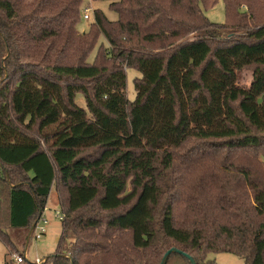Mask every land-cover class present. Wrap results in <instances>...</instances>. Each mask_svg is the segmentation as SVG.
Masks as SVG:
<instances>
[{
    "label": "trees",
    "instance_id": "trees-1",
    "mask_svg": "<svg viewBox=\"0 0 264 264\" xmlns=\"http://www.w3.org/2000/svg\"><path fill=\"white\" fill-rule=\"evenodd\" d=\"M91 1L0 0V243L57 183L43 264H264V0Z\"/></svg>",
    "mask_w": 264,
    "mask_h": 264
},
{
    "label": "rangeland",
    "instance_id": "rangeland-1",
    "mask_svg": "<svg viewBox=\"0 0 264 264\" xmlns=\"http://www.w3.org/2000/svg\"><path fill=\"white\" fill-rule=\"evenodd\" d=\"M108 5L109 2L107 1L92 2L90 0H84L83 9L90 8L92 10L94 9L101 10L109 21H115L117 19V16L115 13L111 12L108 9ZM205 15L210 22L215 24H223L225 22V18H224V8L222 1L218 0L217 5L214 8L207 10L205 12ZM92 22H93L92 13H90V19L87 21L81 18V21L77 26L78 31L81 33L86 32L89 28V25ZM100 43L106 44L105 40L102 37L99 40V44ZM95 52L96 49L89 57L88 59L89 61H92ZM140 76H141L140 73H138L135 70L132 69L127 70L126 94L129 101H133L135 99L133 81L135 78H140ZM246 77H247L246 75H244L243 77L245 81L248 80ZM75 102L79 107L85 108V102L82 95L77 94L75 98ZM59 194H60L59 186L57 183H55L49 195L50 197L46 205V210L44 211V217L48 221L46 234L39 241H33L30 239L29 233H30V228L32 226L27 230L19 231V232H13L10 231L9 229H5L6 234L8 235V237L11 239V241L14 243L16 247V251H13L10 248L8 249L2 243H0V264H6L7 261L10 262V264H13L11 261V256L15 253L20 255L25 253V258L27 262L31 264L34 263V259L36 258V255L40 259H43L44 261L48 256L54 253L62 229V224H61L62 222H60L56 217V212H59L60 215H63L59 205L60 203H62V201L64 202L65 200L64 194L62 195ZM173 257H174L172 258L173 260L179 258L176 256ZM205 261L206 264H243L242 260L239 259L238 257L226 253H220V254L209 253L206 256ZM170 264H173V262H170Z\"/></svg>",
    "mask_w": 264,
    "mask_h": 264
},
{
    "label": "built area",
    "instance_id": "built-area-1",
    "mask_svg": "<svg viewBox=\"0 0 264 264\" xmlns=\"http://www.w3.org/2000/svg\"><path fill=\"white\" fill-rule=\"evenodd\" d=\"M90 13H92V10L90 8H85L83 10L82 13V18L83 20L87 21L90 19ZM41 212V214L39 215L38 219L36 220V222L32 225V227L30 228V239L33 241H39L45 234H46V228H47V224L48 221L47 219H45L44 217V211ZM56 217L58 218V220L60 222H62L63 220V215H60L59 212H56ZM11 261L13 264H24L25 262H27L26 258H25V253L20 255V254H13L11 256ZM43 259H40L37 255L36 258L34 259V263L32 264H43Z\"/></svg>",
    "mask_w": 264,
    "mask_h": 264
},
{
    "label": "water",
    "instance_id": "water-1",
    "mask_svg": "<svg viewBox=\"0 0 264 264\" xmlns=\"http://www.w3.org/2000/svg\"><path fill=\"white\" fill-rule=\"evenodd\" d=\"M171 254H179V255H180L181 252L178 251L177 249H171V250L167 251V252L165 253V255L163 256V258H162L160 264H166V263H167V260H168V258H169V256H170ZM183 256L188 260V262H189L190 264H196L195 261H194L191 257H189L188 255H183Z\"/></svg>",
    "mask_w": 264,
    "mask_h": 264
},
{
    "label": "crops",
    "instance_id": "crops-1",
    "mask_svg": "<svg viewBox=\"0 0 264 264\" xmlns=\"http://www.w3.org/2000/svg\"><path fill=\"white\" fill-rule=\"evenodd\" d=\"M91 1V0H90ZM92 10V9H91ZM50 197V196H49ZM48 200H49V198H48ZM47 203H48V201H47ZM57 203V202H56Z\"/></svg>",
    "mask_w": 264,
    "mask_h": 264
}]
</instances>
